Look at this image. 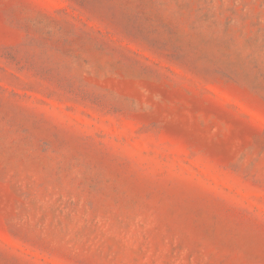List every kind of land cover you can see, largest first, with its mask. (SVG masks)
<instances>
[{
  "label": "rangeland",
  "instance_id": "obj_1",
  "mask_svg": "<svg viewBox=\"0 0 264 264\" xmlns=\"http://www.w3.org/2000/svg\"><path fill=\"white\" fill-rule=\"evenodd\" d=\"M0 264H264V0H0Z\"/></svg>",
  "mask_w": 264,
  "mask_h": 264
}]
</instances>
